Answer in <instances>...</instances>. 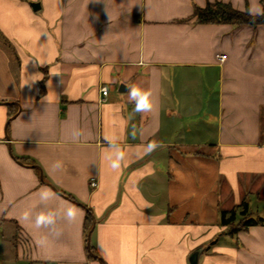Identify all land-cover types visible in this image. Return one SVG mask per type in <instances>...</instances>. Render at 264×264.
Segmentation results:
<instances>
[{"label":"crops","instance_id":"1","mask_svg":"<svg viewBox=\"0 0 264 264\" xmlns=\"http://www.w3.org/2000/svg\"><path fill=\"white\" fill-rule=\"evenodd\" d=\"M209 1L0 0V264H264V224L221 223L264 213V23Z\"/></svg>","mask_w":264,"mask_h":264},{"label":"trees","instance_id":"2","mask_svg":"<svg viewBox=\"0 0 264 264\" xmlns=\"http://www.w3.org/2000/svg\"><path fill=\"white\" fill-rule=\"evenodd\" d=\"M193 16L196 18L197 23H228L239 26L243 24L256 25L263 22V14H253L249 9L240 10L230 2L221 0L209 1L205 6L195 5ZM0 38H4L1 30ZM238 215L242 217L238 219ZM94 220V214L91 209L87 208L85 220L87 234L91 230ZM221 223L231 225L229 233L233 234L241 229H247L251 225L264 224V217L261 215L253 216L249 210L248 202L243 201L236 208L222 210ZM93 251L94 246L90 244V252Z\"/></svg>","mask_w":264,"mask_h":264},{"label":"clouds","instance_id":"3","mask_svg":"<svg viewBox=\"0 0 264 264\" xmlns=\"http://www.w3.org/2000/svg\"><path fill=\"white\" fill-rule=\"evenodd\" d=\"M97 2H99V0H97ZM152 93L150 91H144L142 89H140L139 87L133 86L132 88H130L129 90V100L130 101H134L135 102V111L139 112V113H143V112H150L153 110L154 104L150 101V97H151ZM78 135V133L76 134ZM158 147H160L159 144H157L156 142H152L148 145V151H154L155 149H157ZM123 159V154H118L116 160H114L112 162V167L113 168H118L119 167V161ZM58 166V165H57ZM42 199H47L48 198V193L44 192L41 195ZM76 216V211L72 208H69L67 210V218L69 220L74 219ZM24 218L27 219L28 218V213L24 214ZM52 224L53 223V215L52 214H48V215H40L37 217L36 219V226L39 227L41 224Z\"/></svg>","mask_w":264,"mask_h":264},{"label":"water","instance_id":"4","mask_svg":"<svg viewBox=\"0 0 264 264\" xmlns=\"http://www.w3.org/2000/svg\"><path fill=\"white\" fill-rule=\"evenodd\" d=\"M33 7L35 9H37V8L40 7V4L39 3H33ZM263 21H264V14H263ZM122 86L125 87L124 84H122L121 87ZM94 225H95V222L93 224V227H94ZM93 227L91 228V230L88 233V246H90V243H91V234H92ZM197 258H198V251H195V252L192 253L191 258H190L192 264L196 263Z\"/></svg>","mask_w":264,"mask_h":264},{"label":"built area","instance_id":"5","mask_svg":"<svg viewBox=\"0 0 264 264\" xmlns=\"http://www.w3.org/2000/svg\"><path fill=\"white\" fill-rule=\"evenodd\" d=\"M218 58L223 61V60L226 59V55L225 54H218ZM102 91H103L104 95L108 94V89L107 88H103ZM91 184H92V186H97L98 182L95 179H93Z\"/></svg>","mask_w":264,"mask_h":264},{"label":"rangeland","instance_id":"6","mask_svg":"<svg viewBox=\"0 0 264 264\" xmlns=\"http://www.w3.org/2000/svg\"><path fill=\"white\" fill-rule=\"evenodd\" d=\"M261 23H264V21L263 22H261ZM253 216H258V215H264V213L263 212H254L253 214H252ZM240 215H238V217H239Z\"/></svg>","mask_w":264,"mask_h":264}]
</instances>
